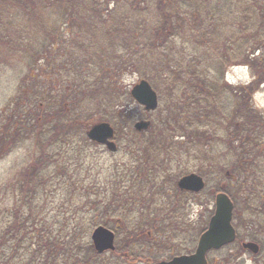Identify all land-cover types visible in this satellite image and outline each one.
Here are the masks:
<instances>
[{
    "label": "trees",
    "instance_id": "1",
    "mask_svg": "<svg viewBox=\"0 0 264 264\" xmlns=\"http://www.w3.org/2000/svg\"><path fill=\"white\" fill-rule=\"evenodd\" d=\"M121 2L125 3L128 9L125 13L118 14L117 8L119 4L121 7ZM112 4L116 5L110 9ZM214 4L212 0H0V52L3 51L4 55L8 56L16 54L21 60H25L26 67L29 68L28 73L32 76L31 84L35 80L46 81L43 83L47 84L45 89L30 93L31 98L36 99L33 102L29 99L18 103L20 105L18 107L17 101H12V107H9L11 116L7 114L8 108L3 124H0V159L16 143L17 134L21 133L24 139L35 141L28 165L38 158L42 162V167L43 163L49 161L51 173L57 177L53 163L60 160L58 166L60 178L57 177L56 183L68 188L82 181L83 178L79 175L84 169L87 153L79 144L81 141H85V144L89 141L85 133L83 134L84 126H87L85 123H90L92 118L113 120L112 114L115 113L113 109L119 111L118 108L121 106L114 97L122 94V75L148 63L155 66L158 64L156 69L161 72V77L166 78V88L172 94L174 112L171 113V117L174 119L169 125L176 124L179 121V119L176 121V118H182V115L201 116L208 121L207 130L212 132L213 124L209 121V110L213 106L211 101L216 102L223 90L225 95H229L227 91L234 89L243 92L245 97L243 100L241 96L232 95V100L240 104L239 109L235 110V116L249 121L246 131L241 130V127L239 132L246 133L250 140L248 145L252 150L254 143H258L254 137L262 136L260 140L264 144V136L259 135L264 132V127L259 121L258 123L253 120L258 117L256 111L252 110L250 101L254 88L251 85L229 87L223 80L225 70L230 66L243 64L246 49L249 47L254 49L256 46L254 44L252 46L251 41L247 45H245L247 42L232 41L226 35L222 36L220 30L217 34V21L221 19L223 13L220 12L217 3ZM150 5L155 7V11L152 26L147 30L145 25ZM1 6L7 15L4 16ZM17 18L21 19L19 23L23 26L27 22L28 27H15L13 22ZM99 22L111 25L104 29V36L109 39L107 43H102L101 36L92 32L93 27L89 28V23ZM11 31H14L13 35ZM82 32L87 34L81 36ZM33 35H43L46 41H32ZM188 42L190 46L187 50ZM88 45L91 47L90 51L87 49ZM64 47L79 49L80 54L75 51L59 52ZM146 80L149 81L151 78ZM83 98H94L97 101L96 110L90 113L80 108L73 110ZM128 98L134 102L129 94ZM186 101L189 103L182 107ZM105 105L112 109L109 115L112 118L105 113L100 114ZM34 108L36 113L33 112ZM166 130L167 139L163 138V132ZM118 132L117 128L116 137L120 136ZM177 132L181 133L179 135L183 137V141H173L178 135L172 133L170 128L157 130L151 137L145 139L141 137L136 139L129 135L123 141L127 159L121 164H115L113 169L110 168V175L118 180L117 183H122L126 188L133 190L132 195L118 190L116 185L113 186L107 181L97 183L94 175L87 174L89 184L84 185L77 196L74 197L75 185L69 191L64 188L65 186L60 187L59 200L53 203L52 200H46L53 192L52 186L46 184V176H39L38 179L32 176L31 181H36V185L32 186L28 181L30 173L26 169L22 171L20 169L8 186L9 190L3 187V199L0 196V264H106L103 260L102 263H98L102 254L95 252L88 232L99 224L114 229L110 223L111 217L120 218L124 221V230L134 232L131 237L127 236L126 240L122 241V248L118 242L123 252L136 253L134 256L138 255L141 260L145 258L144 261L149 259L147 253L151 251L155 253L165 238L167 242L170 240V236L165 233L167 221L158 219L162 212L149 214L148 205L140 207L142 216L132 215L131 211L134 209L128 206L126 201L132 204L144 200L151 201L155 191H165L160 186L162 183L155 182L158 168H161L158 164V154L166 157L171 146L178 147L180 153L185 151V147L194 148L197 143L204 150L212 146V143L205 140L197 142L195 137L184 140V135L191 138L193 136L190 132L185 134L183 126ZM41 134H44L42 142L39 137ZM50 136L57 139V145L52 153L47 151ZM189 152L192 154V150ZM234 152L238 167L231 170V176L237 175V180L244 178L241 184L249 175L251 177L256 172L258 174L264 172L263 167L256 170V166L252 164L253 159L247 160L246 153L236 150ZM50 154L51 156H47ZM249 154L251 158L252 154ZM180 157L181 154L177 158ZM186 157L190 160L196 156L188 154ZM203 159V163L207 162V167L213 165L209 160L215 163L219 160L217 157L210 158L209 152ZM241 162L246 165L241 167ZM198 171L205 176L204 171ZM130 172L131 175L127 177L125 174ZM49 181H52V177ZM262 190L264 186L259 192L262 193ZM218 191H225L232 197L233 218L236 219L235 214L238 212L236 200L228 190L215 188L214 194ZM250 191H254L253 186L250 187ZM259 196L260 202L254 200L247 204L246 208L251 210L250 214L254 213L255 204L264 207V193ZM64 208L70 214L65 212ZM164 210L169 221L174 218L171 208L166 206ZM88 213L90 215L87 222L81 223L83 218L77 217ZM147 230H150V234L145 232ZM151 231L155 232L157 238L147 240ZM115 233L114 251L118 252L119 233L116 230ZM239 240L237 239V242ZM149 260L154 262L159 259ZM211 262L214 264L209 260V264H212ZM223 262L235 264L230 263L228 258Z\"/></svg>",
    "mask_w": 264,
    "mask_h": 264
},
{
    "label": "rangeland",
    "instance_id": "2",
    "mask_svg": "<svg viewBox=\"0 0 264 264\" xmlns=\"http://www.w3.org/2000/svg\"><path fill=\"white\" fill-rule=\"evenodd\" d=\"M212 2L215 3L214 5H216L217 3V6L220 7V12L223 13L221 15V19L217 21V34L220 30V34H222V36L226 35L231 39L236 36V38L241 39V36L247 35L248 28H251V30H249L248 32L249 38L247 37L246 39H249V41L254 40L255 42L258 36L260 35L261 30H264V0H212ZM112 5L109 7L110 9L114 8L116 4L113 6ZM118 6V14H123L128 9L127 5L123 2H121V7L120 4ZM54 8H56V6H54ZM149 9L150 11L147 16L148 20L145 25V27H147V30H149V28H151L152 26L151 23L152 18L154 16L153 13L155 11V7L153 8L152 5H150ZM1 10L2 12H4V16L7 15L3 6H1ZM18 18L13 22L15 27L23 26L22 23H19L21 22V19ZM108 20L111 21V19ZM89 24V28L93 27L92 32H94V34L97 36H101L100 41L102 43H107L109 41V39L104 36V29L107 28V26L111 27V25H107L100 22ZM27 27L28 23L26 22L24 23L23 28ZM23 28L19 29L22 30ZM242 30L244 31L243 34H241ZM87 32H82L81 36H85ZM13 34L14 31H11V35ZM32 39V41H46L43 35H33ZM176 40L178 43L179 39L177 38ZM177 43L174 44L176 45ZM189 46L190 43L188 42L186 44L187 50ZM191 47H193V44ZM87 49L90 51L91 47L88 45ZM61 51H75V53L80 54L79 49H72L71 47H64L59 52ZM250 52H252V50H250ZM0 53V124H3V118L7 114L9 115V117L11 116L9 114V107H12V101L16 100L18 107H20L19 104H21L23 101H29V99H32L30 100V102H33L36 99L31 98L30 93L33 94V92H37L39 89H45L47 87V84L43 83L46 81L41 82L38 80H35V82L31 84L30 80L32 76L28 73L29 68L26 67L25 60H21V58L16 54H10V56H8L4 55L3 51H1ZM255 62L258 61L250 60L248 58L244 63H248L250 66L255 67ZM156 66L158 67V64ZM156 66L153 63L143 64V66H138L137 70L132 72L127 71L121 77L122 90L126 93L124 94V92L122 91V94H120V96L114 97V100L117 103H120L121 106L120 108H118L119 111L116 110V108L113 109V111H115V113L112 114L113 120L110 119L109 121V123L114 127L115 131L117 128L119 131L118 133L120 136H115V143L118 147L117 151L112 153L105 147L97 145L96 143H93L91 141H88L86 144L85 141L80 142L79 145L86 150L87 154H85L87 156L85 157V166L82 170V174L79 175V177L83 178V180H80L76 184H74L76 187V193L74 197L80 193L81 188L84 187V185L89 184L88 178L86 176L87 174H91V176L94 175V178L98 180L97 183L107 181L113 186L116 185L118 190L128 195L134 194L133 190L126 188V186H124V184L122 183H117L118 180H116L115 177L110 175L111 169H113L115 164H121L122 161H126L127 159V154L123 148V141L128 138L129 135H133V137L136 139L140 137L145 139L147 137H151V134L157 132V130H165V128H170V131L172 133L178 135H175L176 138L174 140L172 139L173 141H183V137H180L181 135H179L181 133L177 132V130L179 131V129H181V126H183L184 133L187 134V132H190L193 136L191 138L186 137V135H184V140L193 139L195 137V140L197 142L198 140H205L212 143V146L209 149L204 150L199 147L197 143V145L195 144L194 148L185 147V151H182V153L179 152L178 147L171 146L170 151L168 152L169 154L166 157L162 156L161 154H158L159 161H157L159 162L158 164L161 165V168H158L155 182H157V184L162 183L160 186H162L165 191H155V193L152 195L151 201L144 200L133 204L132 202L126 201V204L134 209L131 211L132 215H135L137 217L142 216L143 213L140 211V207L148 205L149 214H160L162 212V214H160L161 217H158V219L162 218L167 221L165 222L164 220H162L166 223L165 233L170 236V240L167 242L165 238V240L162 241L163 244H161L160 248L157 249L155 253L151 251L147 253L146 256H148L149 259L158 258L159 260H161L166 259L167 257L169 258L172 255L184 254L187 252L194 251L198 237L202 232L201 229L206 226L207 221L212 213V210L214 209V189L220 188L222 190H228L232 194L233 198L236 200L238 212L235 214L236 219L234 218L233 222L238 235L245 240L257 241L260 245V248L258 254H253L248 250L242 249L239 243H234L219 250L218 252H211L208 255L209 259H213L214 264H226V262H223L225 258H228L230 263L234 262L235 264H259L262 261L264 262V207H259L257 204H255V211L253 214H250L251 210H248L246 208L249 202H253L254 200H256L258 203L261 201L259 195H262L264 193V190H262V193H260L259 189L264 186V172H261L260 174L256 172L255 174L251 175L252 178L249 175L248 177H246V180L242 184L241 182L244 180V178H240L238 180L241 181H238L237 175L231 177V170L233 168L238 167L236 153L234 152L235 150L240 153H246L245 155L246 157H248L247 160L253 159L252 164L253 166H256V170H260V167L264 168V144L260 140L262 136L254 137L256 138V141L259 144L254 143V147L252 150L248 145L250 140L246 137V133L239 132L241 127V130L245 129L246 131V127L249 124V121H245L239 118L238 116H235V110L239 109L238 107L240 106V104L234 102L232 100V96L230 98L229 91H227L229 95H225L224 90L219 94L218 100H216V102L211 101V103H213V106L209 110V121L213 124L212 132L207 130L208 126L206 127V124H208V121L206 119L201 118V116L185 117L182 115V118H176V121L179 119L176 124L169 125V123L172 122V120L174 119V117H171V113L174 112V105L172 104L171 100L173 99V97L169 89L166 88V78L160 76L161 72L157 70L158 68L156 69ZM250 66L246 67L238 64L232 67H228L225 70L224 76L227 80L233 81V84L246 83V81L251 77L248 74ZM149 77L151 78L149 82L156 90L159 98L158 108L154 112L144 111L142 107L137 105V103L135 102H131L128 98L129 90L133 86V84L138 82V80L141 78L147 79ZM255 90L251 94L250 101L252 102V110L256 111L258 117L253 120H255L256 122L259 121L260 124L264 127V88L258 89L257 92H255ZM173 94L175 95L174 92ZM237 96L240 97L241 94ZM248 100L249 98H247V101ZM188 103L189 101L184 102L182 104V107H185ZM96 106L97 101L94 98H83L78 101V105H75L73 107L75 109L73 110L76 111L77 108H80V110H86V113H90L94 109L96 110ZM7 109L8 113L6 114ZM99 109L101 110L100 106ZM33 112H37L36 108L33 109ZM111 112L112 109L105 105L102 108L100 114L104 115L105 113L107 116H109ZM248 114H250V112H248ZM225 116H227L226 118H228L229 120L226 119ZM109 118L112 117L109 116ZM138 120H149L150 124L146 129L136 130L134 128V124ZM100 121L103 120H94V118H92L90 123H85V125L87 126H84L85 128L83 130V134L85 133L84 135H86V131L92 126V124H95L96 122ZM226 128L228 130V133L226 132ZM165 132H167V130L163 132V138L167 139L168 135H166ZM235 132H239V134ZM161 133H159V135ZM17 135L18 139L16 143L6 154H4L3 158L0 159L1 199H3L4 197L2 191L3 187L9 190L8 186L12 183V180L16 176L17 172L20 169L21 171L23 169H26L30 173L28 181L32 184V186L36 185V181H31L32 176H35L37 179L39 178V176H46V184L47 186L51 185L53 191L52 194L46 198V200H52L51 202L53 203L57 202L59 200L58 193L61 192L60 187L65 186H60L59 183H56L58 178H60L58 176L60 172V168L58 167L60 165V160H57L53 163L55 165L53 170L55 169V174L58 178L52 175V167L50 166L49 161L43 163L42 167V162L38 158L34 160L35 162L30 163V165H28V160L30 159L34 151L35 141L32 142L30 139H24L21 136V133ZM43 135L44 134H41L39 136L41 142ZM154 135L160 137L158 134ZM259 135L264 136V132ZM216 139L220 142H218ZM56 140L57 139L54 138V136L48 137V142L50 144V146H47L48 153H52L53 148L57 145ZM58 144H60V142H58ZM260 148H262V150ZM190 150H192V154L189 152ZM208 152L210 158L217 157L219 159L217 163L213 162L212 160H209V162L213 164L211 165L212 167H207V162L203 163V156L207 155ZM249 153L252 154L251 158ZM180 154L181 157L177 158L180 156ZM188 154L196 157H191L189 160L186 157L188 156ZM47 156H51V154ZM38 160L40 164L38 163ZM79 164L81 166V162ZM240 165L242 167L245 166L246 163L241 162ZM70 168L73 169V166H70ZM198 170H202L205 173V177H203L206 182L205 189H203L200 193L197 194L179 193L176 190L177 187L174 182L181 175L189 172L197 173L199 172ZM125 175L129 177L131 175V172L130 174ZM51 177L52 181H49V178ZM74 185L69 186L68 188L65 186L64 188L69 191ZM252 186L254 191H250V187ZM100 189L102 188L100 187ZM67 197L68 195L64 199L66 200ZM8 198L9 195L6 198L7 201ZM3 202L6 203L5 201ZM66 206L67 204L65 205V207ZM166 206L171 208L172 214L175 215L173 216L174 218L170 219V221L167 219V212L165 210L163 211ZM64 210L65 212L70 214L69 211H66L67 209L64 208ZM89 215L90 213L84 215L81 214L77 218H83L81 219V223H86ZM110 223L112 226H114L113 228L119 233V239H117V246L119 242V246H121L122 248V241L126 240L127 236L131 237L134 232L130 230L125 231L123 228L124 221H121L120 218L111 217ZM91 230L88 232L89 240ZM145 232H148V234H150V230H147ZM151 232L152 233L149 238H147V240L157 238L155 232ZM119 246L118 252L109 251L103 253L101 255V258L98 260V263H102V260L106 264L151 263V260L149 259L144 261L145 258H142L141 260L138 255L134 256L136 253L132 254L128 253L127 251L123 252V250Z\"/></svg>",
    "mask_w": 264,
    "mask_h": 264
},
{
    "label": "water",
    "instance_id": "3",
    "mask_svg": "<svg viewBox=\"0 0 264 264\" xmlns=\"http://www.w3.org/2000/svg\"><path fill=\"white\" fill-rule=\"evenodd\" d=\"M130 94L146 111L155 110L158 106L157 93L145 79L135 83L130 89ZM148 125L149 121L140 120L134 124V128L142 130ZM113 133L112 126L106 121L93 124L86 131L90 140L104 144L110 151H116V144L112 140ZM177 185L180 189L198 192L204 187V182L201 176L189 173L180 177ZM232 213L233 204L230 197L224 192H218L215 195L214 212L208 221L207 228L200 234L194 252L176 255L169 260L158 261L154 264H207L208 251L219 249L236 238L235 229L231 223ZM113 239V232L101 225L94 228L91 233L93 246L98 253L113 249ZM242 246L254 253L258 251V245L254 242H244Z\"/></svg>",
    "mask_w": 264,
    "mask_h": 264
},
{
    "label": "flooded vegetation",
    "instance_id": "4",
    "mask_svg": "<svg viewBox=\"0 0 264 264\" xmlns=\"http://www.w3.org/2000/svg\"><path fill=\"white\" fill-rule=\"evenodd\" d=\"M243 32L244 31L242 30L241 34H243ZM248 32H249V28H248V31H247V35L241 36V39L240 38H236V36H234L232 38V41L235 40V41H237L239 43H241V42L249 43V39L248 40L246 39L247 37L249 38ZM228 39H229V37H228ZM247 43L245 45H247ZM251 43H252V46L254 44L256 47L254 49H252L250 47L246 49V51L244 52V57H243L244 58L243 59V64H240V65H243V66H246V67L250 66L248 63H244L248 58L250 60H257L258 61V62H255V64H254L255 67L250 66V70H249L248 74L251 77L246 81V83H234L233 84V81L227 80L224 75H223V78H224L223 80L229 87H241V86L251 85L254 88V90L257 87L256 90H255V92H257L258 89L264 88V30H261L260 35L258 36L257 40L255 42H254V40H252ZM250 50H252V52H250ZM230 67H232V66H230ZM224 74H225V72H224ZM229 93H230V95H229L230 98H231V96L233 94L235 96L241 94V97L243 98V100L245 99L244 94L241 91H237V90L232 89ZM237 97H239V96H237ZM174 183L176 185V181ZM181 192H183V191H181ZM239 237H237V239H240L237 243H239L240 246H241L242 242H254V243H256L258 245V249L260 248V245H259V243L257 241L245 240V239H242L241 237L240 238ZM241 248L244 249V250H248L249 252L252 253V251L250 249H248V248H244L242 246H241ZM210 260L213 261V259H210Z\"/></svg>",
    "mask_w": 264,
    "mask_h": 264
}]
</instances>
